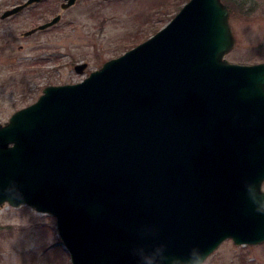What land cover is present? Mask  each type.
Returning a JSON list of instances; mask_svg holds the SVG:
<instances>
[{
  "label": "water",
  "instance_id": "obj_1",
  "mask_svg": "<svg viewBox=\"0 0 264 264\" xmlns=\"http://www.w3.org/2000/svg\"><path fill=\"white\" fill-rule=\"evenodd\" d=\"M229 17L222 0H187L82 80L44 86L0 123V206L53 214L72 264L264 240V61L225 57Z\"/></svg>",
  "mask_w": 264,
  "mask_h": 264
},
{
  "label": "rangeland",
  "instance_id": "obj_2",
  "mask_svg": "<svg viewBox=\"0 0 264 264\" xmlns=\"http://www.w3.org/2000/svg\"><path fill=\"white\" fill-rule=\"evenodd\" d=\"M24 0H0V123L35 101L44 85L83 79L105 60L134 47L164 26L187 0H40L2 17ZM235 44L230 61H264V0H223ZM58 21L32 33L56 13ZM84 64L78 70L75 66ZM264 189V181L262 183ZM0 264H72L55 216L21 203L0 206ZM205 264H264V240L235 244L231 238Z\"/></svg>",
  "mask_w": 264,
  "mask_h": 264
},
{
  "label": "clouds",
  "instance_id": "obj_3",
  "mask_svg": "<svg viewBox=\"0 0 264 264\" xmlns=\"http://www.w3.org/2000/svg\"><path fill=\"white\" fill-rule=\"evenodd\" d=\"M6 192H11L9 188L5 189ZM206 255L198 247L193 246L185 254H168L164 255L161 249H156L155 254H145L140 258V264H205Z\"/></svg>",
  "mask_w": 264,
  "mask_h": 264
},
{
  "label": "flooded vegetation",
  "instance_id": "obj_4",
  "mask_svg": "<svg viewBox=\"0 0 264 264\" xmlns=\"http://www.w3.org/2000/svg\"><path fill=\"white\" fill-rule=\"evenodd\" d=\"M39 1H40V0H39ZM39 1H37V2H39ZM37 2H34V3H37ZM62 2H63V1L60 2V7H62ZM34 3H31L30 5H33ZM57 14L59 15V19H60V16H61L60 12L56 13L55 15H57ZM55 15H53L52 17H50L49 19H47V20H45V21H43V22H47V21H49V20L52 19ZM56 22H57V21H56ZM56 22H55V23H56ZM55 23H53V24H55ZM38 24H39V23H38ZM38 24H37V25H38ZM53 24H50L49 26H51V25H53ZM49 26H47V27H49ZM45 28H46V27H45Z\"/></svg>",
  "mask_w": 264,
  "mask_h": 264
}]
</instances>
